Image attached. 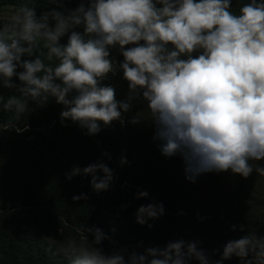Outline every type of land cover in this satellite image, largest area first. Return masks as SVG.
I'll return each mask as SVG.
<instances>
[{
	"label": "clouds",
	"instance_id": "1",
	"mask_svg": "<svg viewBox=\"0 0 264 264\" xmlns=\"http://www.w3.org/2000/svg\"><path fill=\"white\" fill-rule=\"evenodd\" d=\"M230 9L231 0H90L67 15L53 9L37 17L35 8L23 5L0 28V80L21 94L3 108L19 115L28 97H54L65 108L62 118L96 134L98 122L122 120L131 108L133 96L119 101L112 87L101 86L109 73L122 72L130 93L147 101L161 154H179L187 179L229 170L243 178L253 171L264 176V167L251 163L264 160V0H250L238 15ZM79 26L83 32L74 30ZM38 39L47 58L59 61L55 67L34 55ZM114 46L123 57L118 68L110 58ZM81 173L91 175L95 191L107 190L112 180L103 163L74 168L68 178ZM160 214L162 205L141 206L137 222ZM85 231L92 233L93 246L70 242L68 264H209L195 242L184 241L134 253L126 262L121 253L95 246L105 238L100 229ZM233 256L241 264H264V237L247 233L226 242L216 264Z\"/></svg>",
	"mask_w": 264,
	"mask_h": 264
},
{
	"label": "trees",
	"instance_id": "2",
	"mask_svg": "<svg viewBox=\"0 0 264 264\" xmlns=\"http://www.w3.org/2000/svg\"><path fill=\"white\" fill-rule=\"evenodd\" d=\"M249 2L231 0L230 11L238 15ZM89 3L0 0V5L18 9L33 7L37 17L53 9L67 15ZM74 30L83 32V26ZM68 35L61 38V44H67ZM44 43L36 41L34 55L55 67L59 61L47 58ZM110 58L118 68L123 60L119 46L110 48ZM13 81L20 83L15 77ZM101 86L112 87L119 101L133 96L131 108L122 114V120L108 125L98 122L100 130L90 135L79 123L62 118L65 108L54 97L39 101L28 97V107L19 115L4 110V101L21 94L4 87L0 80V264H68L70 242L93 246L94 237L87 228H98L104 234L96 247L106 254L119 252L126 262L134 253L163 250L170 242L184 241L195 242L211 264H216L226 242L247 233L264 237V176L255 171L247 178L231 170L211 171L190 181L179 154H161L147 101L140 93H130L122 72L109 73ZM97 163L112 172L107 190L95 191L91 175L68 178L74 168ZM251 163L264 167V160ZM142 192L147 195L135 197ZM73 196L82 198L74 201ZM149 204L162 205L163 214L138 223V209ZM186 264L199 262L190 259ZM222 264L241 262L233 256Z\"/></svg>",
	"mask_w": 264,
	"mask_h": 264
},
{
	"label": "rangeland",
	"instance_id": "3",
	"mask_svg": "<svg viewBox=\"0 0 264 264\" xmlns=\"http://www.w3.org/2000/svg\"><path fill=\"white\" fill-rule=\"evenodd\" d=\"M18 11V7L13 5H0V28L2 26L8 24L10 22L11 16ZM140 193H137L135 197H139ZM82 245L87 246L86 243H83ZM89 247V246H87ZM209 264H211V260L208 258Z\"/></svg>",
	"mask_w": 264,
	"mask_h": 264
}]
</instances>
